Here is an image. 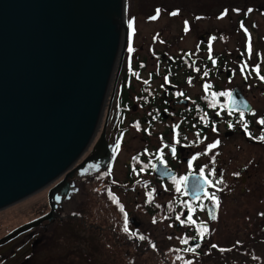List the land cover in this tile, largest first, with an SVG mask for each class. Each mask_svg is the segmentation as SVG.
I'll return each instance as SVG.
<instances>
[{"label": "flooded vegetation", "instance_id": "flooded-vegetation-1", "mask_svg": "<svg viewBox=\"0 0 264 264\" xmlns=\"http://www.w3.org/2000/svg\"><path fill=\"white\" fill-rule=\"evenodd\" d=\"M221 41L220 37L204 33L192 34L176 53L157 54L154 64L140 58L139 54L135 60L134 54L122 58L115 69L90 145L68 171L43 189L47 190V211L0 234V264H33L32 246L28 244L42 242L49 229L54 228L49 240L55 235L59 240L71 238L77 248L91 252L82 256V250L76 251L77 259L83 264H119L115 254L103 255V244L117 249L128 245L135 252L146 250L157 255L156 261H160L161 256L166 261L169 256L168 260L180 257V262L185 264H224L225 240L218 231L236 212L239 192L246 191L252 197L254 210L247 236L254 243H264V141L255 139L264 131V126L257 123L259 118H264V81L259 78L264 76V49L254 46L247 56L240 43L239 62L233 66L225 59L223 47L227 51V45H222ZM218 42L220 48L214 51ZM210 48L215 65L209 59ZM234 50L233 61L236 62V45ZM242 65H247L243 72ZM257 66L259 76L253 71ZM205 84L210 85L207 91ZM221 92L232 95L221 96ZM180 93L183 95H178ZM236 98L246 109H236ZM231 99L234 108L228 105ZM245 122L251 136L245 133ZM217 141V146L208 150V145ZM173 146L175 155L171 151ZM236 155L242 157L243 164H237L239 170H236ZM193 156L196 159L192 160ZM87 159L90 161L79 168ZM202 167L205 177L213 183L223 174V183L216 186L221 191L204 184L200 177ZM73 169V175L69 176ZM210 171H214L215 176H209ZM247 171L251 172L249 176ZM181 177L187 180L180 183L177 192ZM56 186H60V193L49 201L50 190ZM109 191L118 204L109 198ZM196 191L200 199L195 198ZM204 192H216L219 200L214 213L216 219L209 218L213 201L206 199ZM201 203L205 205L203 209ZM189 206L195 223L182 224L176 217L187 220ZM6 210L0 211V232L9 227L6 223L10 219L3 213ZM51 211L50 221L7 239L17 228ZM125 214L128 232L123 231ZM202 224L207 231L200 239L197 229ZM38 228L45 236L35 235ZM141 236L144 238L140 239ZM197 244L199 247H195ZM229 247L236 249L235 241ZM192 248L195 251L186 250ZM253 251H257L255 247ZM134 260L133 254L125 253L120 261L128 264ZM261 263L264 264V260Z\"/></svg>", "mask_w": 264, "mask_h": 264}, {"label": "water", "instance_id": "water-1", "mask_svg": "<svg viewBox=\"0 0 264 264\" xmlns=\"http://www.w3.org/2000/svg\"><path fill=\"white\" fill-rule=\"evenodd\" d=\"M125 4L0 0V211L52 184L90 145L126 49ZM52 211L7 239L50 221Z\"/></svg>", "mask_w": 264, "mask_h": 264}, {"label": "rangeland", "instance_id": "rangeland-1", "mask_svg": "<svg viewBox=\"0 0 264 264\" xmlns=\"http://www.w3.org/2000/svg\"><path fill=\"white\" fill-rule=\"evenodd\" d=\"M157 9L161 10L158 18L150 19V17L156 15ZM130 20L132 21L131 29L128 27ZM185 22H187V31L185 30ZM124 23L128 38L123 57L134 54L135 60L139 54L140 58H147L152 64L155 63L157 54L172 55L183 48L186 45L187 38H190L192 34L197 36L204 33L206 36L212 35L223 39L221 41L222 45H227V51L223 47V54L225 59L231 61L233 66H237L239 62L238 48L240 43L247 56L251 55L254 46L264 49V0H126ZM130 32L132 53L128 50ZM221 43L215 44L214 51L216 48H220ZM235 45L236 62L233 61L235 59V52H233L235 51ZM249 47L251 51H249ZM152 55L154 59H151ZM241 159L242 157L236 155V170H239L238 162L243 164ZM246 162L249 169V162ZM240 171H243V169ZM250 174L251 172H246L247 176ZM46 192L47 190L40 191L6 208L8 210L3 213L7 215L6 219H10L6 223V226L9 227L4 232L1 231L0 234L47 211ZM238 197L236 212L226 220L225 226L218 231V235L225 240V261L223 263L262 264L261 261L264 260V243L258 240L254 243L247 236L254 212L251 203L252 197L247 195V191L239 192ZM103 212L106 214L105 208ZM54 229H49L47 236L42 233L41 228L34 231L36 236L41 237L42 235L46 238L43 237L42 242L37 244H28V247L32 246L33 264H67L65 262H68V264H83L77 259L76 251L82 250V256L84 253L88 255L91 252L85 248H77L74 239L71 238L59 240L57 235H53L54 237L49 240ZM86 235L88 234L86 233ZM105 235L108 236L109 233ZM47 238L48 240L45 241ZM112 238L107 237L106 239L112 240ZM234 241L236 249L230 250L229 246L233 245ZM103 246V255L111 256L115 254L119 258V264H122L120 260L125 257V253L133 254L135 257L134 262L128 264H185L180 262L178 258L168 260L169 256L166 257V261L162 260V256L160 261H156L157 255L155 253H148L146 250L135 252V249L128 248V245L122 247L125 249L113 248V246L107 244L106 246L103 244ZM253 247L257 251L254 252ZM26 253L30 254L29 252ZM99 260L103 261V258L100 257Z\"/></svg>", "mask_w": 264, "mask_h": 264}, {"label": "snow or ice", "instance_id": "snow-or-ice-1", "mask_svg": "<svg viewBox=\"0 0 264 264\" xmlns=\"http://www.w3.org/2000/svg\"><path fill=\"white\" fill-rule=\"evenodd\" d=\"M160 11H161L160 9H157V10H156V15L150 17V19H153V20H154V19H157L158 16H159ZM172 14L174 15L175 13H172ZM128 27H129V29L132 28V21H131V20L128 22ZM242 27H243V25H242ZM185 30L187 31V22H185ZM213 39H214V38H213ZM128 50H129V52H131V51L133 50L132 47H131V32L129 33V48H128ZM249 51H251V48H250V47H249ZM209 59L212 60L213 65H215V59H213V57H212V55H211V48L209 49ZM246 67H247V65H242V66H241V72H243V71L245 70ZM253 71H255V72L257 73V75L259 76V66H257L256 68H254ZM204 75L207 76L208 73L205 72ZM259 78H260L262 81H264V76H259ZM167 82H168L167 77H165V83H167ZM145 83H147V81H145ZM209 87H210V85L205 84V85H204L205 91H207ZM178 95H183V94L180 93V94H178ZM213 95H216V94L214 93ZM219 95H221V96H231L232 93H231V92H221V93H219ZM240 119H241L242 121H243V119H244V113H243V112L240 113ZM257 123L260 124V125H262V126H264V118H259V119L257 120ZM175 127L178 128L179 125H177V126H175ZM243 127H244V129H245V133H246L247 135L251 136V134L247 132L248 125H247L246 122L243 124ZM213 130H215V128H214ZM255 139H258V140H260V141H264V131H262V133H261V135H260L259 137H255ZM176 143H179V141H176ZM218 143H219V142L217 141V142H214L213 144L208 145V150H211L212 148H215V147L217 146ZM118 146H119V142H117V147H118ZM171 151H172L173 155H175L176 149H175L174 146L171 148ZM205 154H206V153H205ZM197 155H199V154H197ZM133 159H134V160H137L138 158H137V157H134ZM158 159H160L159 156H158ZM194 159H196V156H193V157H192V160H194ZM214 160H215V158H213V163H214ZM160 162H161V163H164V161H163L162 159H160ZM191 162H192V161L190 160V161H189V167H191ZM153 167H155V165H153ZM141 171H143V168H141ZM208 175H209V176H215V172H214V171H210V172L208 173ZM222 175H223V174L221 173V179L216 180V181L213 183V181H211V180H209V179H207V178L205 177L204 167H202V168L200 169V177L203 179L204 184H207L209 187H214V188H216V191H221V190H222V189L216 187L217 185L223 183ZM236 175H238V173H237ZM173 179H174V177H173ZM186 180H187V177H181V178H180V182L177 183V187H176V191H177V192L180 191V183H181V182H184V181H186ZM201 187H202V186H201ZM149 196H151V194H149ZM194 196H195L196 199H200L199 191L194 192ZM204 197H205L206 199H208V200L213 201V207L209 209V218H210V219H216V216H215L214 213H215V209L219 206V200H218V197L216 196V192H212V193L204 192ZM109 198L112 199L114 203H117V204H118V201H116V199L112 196V194H111L110 191H109ZM200 207H201V209H203V208L205 207V205H203V203H201ZM119 210L123 213V212H124L123 206H120V209H119ZM192 211H193L192 208L189 206V215H188V217H187V220H181V218H180L179 215H177L176 219H177V220H180V222H181L182 224H184V223H193V224H194L195 221L192 220V215H191ZM153 222L155 223V220H154ZM127 223H128V219H127V215L125 214V226H124V228H123V231H125V232H128ZM200 228H203L204 231H200ZM206 231H207V227H206V225H203V224H202V225H200V226L198 227V229H197V235L199 236L200 239H203V238H204V234H205ZM133 235H135V233H133ZM139 238H140V239H143L144 237L141 236V237H139ZM181 242H182V243H187V240H182ZM195 247H199V244H197ZM212 247H216V245H212ZM186 250H188V251H195V248H192V249H186ZM222 251H223V250H222ZM179 258H180V257H178V259H179ZM187 264H191V262H187Z\"/></svg>", "mask_w": 264, "mask_h": 264}, {"label": "bare ground", "instance_id": "bare-ground-1", "mask_svg": "<svg viewBox=\"0 0 264 264\" xmlns=\"http://www.w3.org/2000/svg\"><path fill=\"white\" fill-rule=\"evenodd\" d=\"M124 16H125V14H124ZM124 16H123V18H124ZM108 95V94H107ZM107 98V97H106ZM105 105V104H104Z\"/></svg>", "mask_w": 264, "mask_h": 264}]
</instances>
